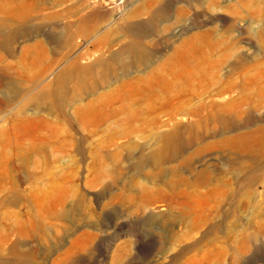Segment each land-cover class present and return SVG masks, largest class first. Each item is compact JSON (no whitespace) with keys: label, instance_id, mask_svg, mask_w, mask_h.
I'll return each mask as SVG.
<instances>
[{"label":"rangeland","instance_id":"374dc122","mask_svg":"<svg viewBox=\"0 0 264 264\" xmlns=\"http://www.w3.org/2000/svg\"><path fill=\"white\" fill-rule=\"evenodd\" d=\"M0 18L34 28L0 44L26 90L0 85V264H264V0H0ZM64 71L62 108L29 101Z\"/></svg>","mask_w":264,"mask_h":264},{"label":"bare ground","instance_id":"6f19581e","mask_svg":"<svg viewBox=\"0 0 264 264\" xmlns=\"http://www.w3.org/2000/svg\"><path fill=\"white\" fill-rule=\"evenodd\" d=\"M33 30L34 28L32 26H29L25 22V20L20 21L19 23H14V22H7L6 20L0 18V44L6 45L17 37H23V36L31 34ZM50 39L55 43H59L61 40V36L60 34H55L51 36ZM116 56H118V54ZM0 73H1L0 85L5 87L6 90H8L7 94L3 93L5 95H2L3 96L2 98L6 103L11 102L12 100L18 98L19 96H23L25 94L26 90L24 87L16 86L15 80L12 78V76L9 73L8 66H4L0 68ZM70 73L71 71L61 72L59 75H57L56 82L53 85L47 84V86L49 85L51 86H49L46 89H41L33 93L29 97V101L36 102L46 95V97L49 98V100L51 101L52 106L56 105L62 108L64 102L71 99V96L69 95V92L65 86V79L70 75ZM100 82H101L100 79L93 80L90 83L81 82L79 85L77 84L76 87L79 88L81 91H86V90L95 88ZM104 106H105V102H103L101 98H98L96 101L95 100L90 101L86 104V108L88 110L92 112L94 111L101 112L103 113V115H105L107 111ZM33 147L34 146H32V148ZM37 148L43 149L42 146L34 147V149H37Z\"/></svg>","mask_w":264,"mask_h":264}]
</instances>
